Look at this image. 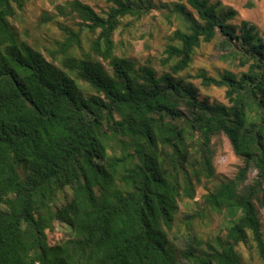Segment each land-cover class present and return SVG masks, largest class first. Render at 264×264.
<instances>
[{
  "label": "trees",
  "instance_id": "16d2710c",
  "mask_svg": "<svg viewBox=\"0 0 264 264\" xmlns=\"http://www.w3.org/2000/svg\"><path fill=\"white\" fill-rule=\"evenodd\" d=\"M105 2L100 15L76 0L55 7L77 29L63 26L48 61L10 22L22 1L0 0V264H243L240 245L264 264V34L219 2ZM153 10L182 21L160 71L113 41ZM212 42L242 71L196 78L226 103L186 75ZM223 139L240 161L231 178L214 168ZM185 201L188 225L225 223L180 250L169 231ZM56 225L69 232L50 245Z\"/></svg>",
  "mask_w": 264,
  "mask_h": 264
},
{
  "label": "rangeland",
  "instance_id": "374dc122",
  "mask_svg": "<svg viewBox=\"0 0 264 264\" xmlns=\"http://www.w3.org/2000/svg\"><path fill=\"white\" fill-rule=\"evenodd\" d=\"M23 8L17 11V15L10 22L19 33L22 40L33 47L38 48L50 61L44 48L52 49L55 41L62 40L63 26L69 27L76 31L77 20L61 16H55V7L63 6L74 0H21ZM91 7L95 13L102 14L106 10L107 4L105 0H76ZM155 4L167 5L170 9L172 4L181 3L188 11L193 12L187 4V0H152ZM210 3L219 2L224 7H230L237 12L235 23L240 21H248L257 26L258 30L264 34V0H208ZM47 13L55 16L52 22L41 23V15ZM125 23V21H124ZM176 29H182V21L174 12L167 10H153L151 14L140 20L134 27L126 30L120 27L113 36L115 44V54L117 56H125L134 60L139 64H143L146 60H150L153 66L158 70L161 69L160 60L163 58L162 52L165 44L169 42V37ZM88 43L84 41V49L88 47ZM217 47V42L203 44L195 51L193 63L186 75L192 77L189 79L197 87L201 93L211 98L226 103L224 98L225 89L211 87L204 89L201 87V80L196 78L200 69H203L208 76L217 78L223 71L229 70L233 73H239L242 69H238L231 60H224L223 53ZM78 54V53H77ZM240 161L234 156L230 144L223 139L219 150L214 159V168L216 174L231 178L234 176ZM254 176V172L250 177ZM195 206L192 201H185L179 204L178 212L175 216L174 224L169 231V238L176 249H183L192 236L207 237L209 235L218 234L220 228L223 227L225 221L223 218L211 215L202 223L188 225V221L184 219L186 213H192ZM262 224L264 226V211L261 212ZM54 232L48 235L50 245H53L61 239L67 237L61 227L56 225ZM238 251L242 257L243 264H260L256 251L253 246L245 248L242 245L238 247Z\"/></svg>",
  "mask_w": 264,
  "mask_h": 264
}]
</instances>
